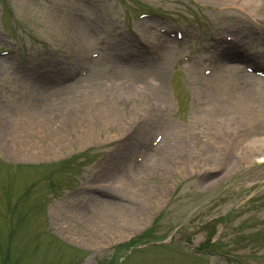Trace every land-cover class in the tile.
I'll return each instance as SVG.
<instances>
[{
	"label": "rangeland",
	"instance_id": "rangeland-1",
	"mask_svg": "<svg viewBox=\"0 0 264 264\" xmlns=\"http://www.w3.org/2000/svg\"><path fill=\"white\" fill-rule=\"evenodd\" d=\"M0 2V50L18 48L0 54V96L17 94L3 103L8 108L0 105L5 113L11 111L5 119L0 114V160L27 159L0 162V264H112L127 250L125 242L136 241L158 213L163 223L155 231L167 238L179 225L178 232L189 233L194 244L222 216L236 214L216 223V241L208 251H235L246 264H264V231L244 241L239 222L250 221L245 231L254 228L252 220L256 229H264V191L257 188L264 185V80L232 70L229 77V62L211 78L200 73L204 48L210 49L206 37L215 28L238 36L250 52H261L244 27L254 24L251 9L240 6V0ZM257 10L264 13L263 6ZM146 11L155 14L137 15ZM170 28L194 36L170 45L163 41ZM132 34L151 50L165 47L161 56L133 48ZM197 46L203 48L199 53ZM114 52L132 56L121 62ZM185 53L190 61L181 60ZM30 54L35 69L52 63V71L59 67L67 75L81 69V77L37 98L30 94L25 104L18 58ZM184 78L192 81L199 109L178 115L176 101L188 102ZM244 82L253 83L243 87ZM228 84L242 91L222 93ZM215 93L214 103H200ZM236 129L241 136L233 141ZM156 132L165 136L135 169L114 173ZM51 193L61 197L52 208ZM243 196L252 199L242 207ZM134 245L120 264H204L202 253L182 255V246L149 260L148 251ZM168 246L156 244L159 249L150 254Z\"/></svg>",
	"mask_w": 264,
	"mask_h": 264
},
{
	"label": "bare ground",
	"instance_id": "bare-ground-1",
	"mask_svg": "<svg viewBox=\"0 0 264 264\" xmlns=\"http://www.w3.org/2000/svg\"><path fill=\"white\" fill-rule=\"evenodd\" d=\"M239 3V2H238ZM239 4H241V5H245V6H247V8H249V9H251L252 10V12H255L256 10H257V7L258 6H260L259 5V3H258V0H240V3ZM48 93H50V92H48ZM11 109V108H10ZM13 109V108H12ZM0 114L2 115V118H7L8 117V115H10L11 114V111L10 112H8V113H5L4 112V110H3V108L0 106ZM15 136V135H14ZM11 149L13 150V151H17V154L19 155L20 154V152H19V148H17V147H12V145H11ZM109 202V201H108ZM109 203H112V202H109ZM110 206H115V205H110Z\"/></svg>",
	"mask_w": 264,
	"mask_h": 264
}]
</instances>
